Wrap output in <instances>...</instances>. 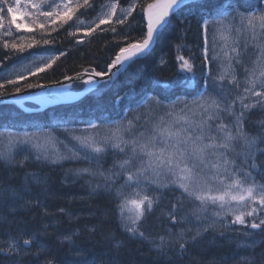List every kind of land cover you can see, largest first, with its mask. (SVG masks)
<instances>
[{"label":"snow or ice","instance_id":"obj_1","mask_svg":"<svg viewBox=\"0 0 264 264\" xmlns=\"http://www.w3.org/2000/svg\"><path fill=\"white\" fill-rule=\"evenodd\" d=\"M126 3L127 6L122 7L118 0H109L106 4H94L92 0H31L24 7L34 11H22L21 0H0V29H4L3 35L12 36L13 25L16 30L22 28L17 15H31L34 17L33 26L43 33L45 23H37V19L42 18L52 25L61 22L59 26H62L81 8L85 13L99 8L98 22L95 27L90 26V31H95L100 25L111 23L114 17L117 24H124L136 9L134 0H126ZM207 4L208 0H154L148 3L146 8H141L147 18L143 38L120 47L106 69L91 72L85 69L84 74H77V79L87 85H99L101 81L97 78L107 76L109 79L104 81L103 87H108L112 75L122 68L127 70L125 66L131 67L136 60L150 53L163 29L172 24L173 17L179 19L181 26H190L192 19L199 15L206 64L209 62L208 31L212 27L211 61L216 64L217 74L209 71L203 85L198 82L200 90L193 99H181L175 91L184 90L194 75L190 59L178 55L182 77L169 82L155 81L154 87L175 95L179 108L175 102L162 105L164 114L153 118L150 123L142 122L139 116L106 126L90 122V129H104L100 136L89 134L88 129L81 134L64 129L67 142L53 134L41 143L37 137L26 133L23 137L13 138L6 150H0V161L6 163L15 162L17 146L30 147L35 151L37 161L50 165L85 162L88 166L68 168L64 175L66 180L70 176L80 178L87 175L92 193L107 194L112 198L114 207L105 215L115 219L119 234L110 233L107 237L111 255H118L120 249L130 242L145 240L161 254H166L172 247H178L183 253L189 244L204 238L205 233L218 232L224 237L227 231L244 237V241L237 243V248H250L256 241L248 242V238L255 233L246 229L264 231V159H261L264 158V120L254 130L245 127L248 111L257 106L264 111V8L253 9L248 0H217L214 9L206 11ZM5 20L8 21L7 28ZM111 30L115 32L114 27ZM217 38L221 42L219 48ZM18 40L4 41L3 47L24 52L26 48L41 43L34 36H22ZM42 42L49 44L51 41L43 39ZM244 56L249 57V66L243 65ZM55 59L58 57L29 69L27 73L21 72L15 78L12 75L5 77V82L0 83V96L21 94L20 81L50 68ZM236 66H243L246 86L243 95L232 99L224 82L237 84ZM8 86H11V92ZM38 86L28 83L24 87ZM118 99L126 105L138 102L132 91ZM237 100L239 108L236 107ZM153 102L162 104L155 98ZM109 154L118 158L113 160L111 168L104 169L103 162ZM32 185L44 190L47 178L39 173H26L19 185L0 181V224L7 223L9 217H15L22 209L41 206L38 194L32 192ZM28 195L33 199H26ZM164 217L167 223L161 227L165 234L158 237L146 235V225ZM103 223H111V220L101 221V225ZM233 225L243 228L236 229ZM44 227L45 233L35 230L12 235L9 232L6 244L0 247V256L14 258L13 264H22L23 257L28 255L47 256L49 250L40 240L41 235L46 234L47 226ZM96 230L103 229L96 226L91 229ZM73 235L79 234L65 235L63 240L74 245L76 255L91 256L86 247L75 244ZM46 264L50 262L46 261ZM85 264H97V261L92 258ZM108 264L118 262L111 260ZM236 264H254V259L241 257Z\"/></svg>","mask_w":264,"mask_h":264},{"label":"trees","instance_id":"obj_2","mask_svg":"<svg viewBox=\"0 0 264 264\" xmlns=\"http://www.w3.org/2000/svg\"><path fill=\"white\" fill-rule=\"evenodd\" d=\"M109 0H92L94 4L106 3ZM117 2V0H114ZM82 2V0H81ZM119 4L126 6V0H118ZM154 0H139L136 9L131 17H128L124 24L110 23L107 27L94 31L92 37L87 40L84 45L77 46V34L73 32L76 22L84 19L92 18L98 11L89 10L85 13V9L81 8L75 12L72 20L59 26L49 25L45 27V31L41 33L39 28L20 29L16 30L12 26V36L3 35L4 29H0V70L7 68L17 62L22 56L28 53H56L59 58L52 64V66L43 72L32 75L20 83L24 86L28 83H44L52 84L77 75L78 73L85 72L87 69L91 72L102 71L107 68L110 61L118 54L119 48L127 46L128 43L141 40L146 33V20L145 13L141 10L142 7L146 8L148 3ZM217 0H208L206 11H212L216 5ZM248 4L253 9L263 7V0H248ZM84 13V15H81ZM199 15L192 19L190 26H181L179 19L173 17L172 24L164 28L156 41L154 48L145 57L136 60L131 67H126L127 70L121 69L115 76L108 87H103L104 82L99 84L91 93L87 94L81 101L68 108H58L55 113L66 112L71 124H79L81 122H89L91 120H101L104 115H108L109 119L120 117L127 106L123 102L117 104L118 97L134 91L137 101H141L149 94L158 95L165 101H170L176 98L171 93H166L160 87H154L155 81H175L182 77L179 69L178 55H183L185 58L190 59L194 65V75L192 76L191 83L184 90L176 89L175 91L180 96L187 95L190 97L195 96L199 91V85H203L206 78V63L202 62L203 49L205 47L203 38V29L198 23ZM5 28L8 26V21H4ZM115 28V32L111 29ZM190 27V30H186ZM55 28V30H53ZM32 37L41 41L39 44H34L32 48H26L24 52H18L11 48H4V41L9 43L13 39L19 37ZM48 39L49 44H43L42 40ZM177 45H180L179 50ZM201 60V61H199ZM83 87L81 84H74L73 89ZM9 92L11 87L8 86ZM1 97V96H0ZM131 105V104H130ZM13 107V106H12ZM11 108L9 105L0 106V127L11 126L14 128L24 127L22 123L15 120L14 117L19 114L25 115L21 110ZM253 113L252 115H255ZM37 124L42 127L51 125V118L49 115L43 113L35 114ZM23 116L17 117V120H22ZM247 128L250 126L247 124ZM41 166V165H40ZM43 167V165L41 166ZM43 170L50 171L47 167ZM23 170L10 169L8 166L0 162V181L9 184H19L22 180ZM54 198L51 202L55 201L59 207L61 214L60 226L52 233L42 234L40 240L43 245L49 250L47 256L41 254L39 258L34 255L23 257L22 264H85L86 261L95 258L97 264H108L109 261L115 260L118 264H200V262L209 260L208 257L204 258L209 252L211 257H214L216 264H236L237 261L247 254L243 252L237 245H235L237 238L240 236L235 233L225 234L224 237L219 236L217 233L209 232L204 238L200 239L197 243L187 246L186 252L180 250L170 251L163 254L158 258L149 249L143 241H133L128 243L127 247H122L118 255H111L108 253L110 248V241L107 239L110 233L119 234L116 221L110 216H106L113 207V200L110 196H97L91 198L85 204H81L76 199L70 187L64 186L60 180H56L52 187ZM49 204V202H47ZM47 204V205H48ZM79 206H86L90 208L89 217H81L73 224L69 225V220L66 219L65 211L68 209L78 210ZM52 207V206H51ZM40 207L35 206L33 210L25 212L20 210L16 213L15 217H9L7 223L0 224V247H3L8 240V233L17 235L19 232H31L35 230L41 231L37 224H35V217L40 216ZM93 215V216H92ZM111 220V223H103L101 221ZM77 225L80 236L75 238V244L81 247H86L92 255H81L82 260H78L73 252L74 246L63 244L59 240L58 235L69 230L70 227ZM67 226H69L67 228ZM93 226H96V231H91ZM215 236V238H213ZM234 244V245H233ZM201 246V247H200ZM264 249V234L263 241L253 251L256 256L253 257L254 264H264L262 260V253L257 249ZM36 251L35 248L32 249ZM251 253V252H250ZM174 255V256H172ZM113 257V258H112ZM152 257H156L154 259ZM14 258L0 256V261L3 264H13Z\"/></svg>","mask_w":264,"mask_h":264},{"label":"rangeland","instance_id":"obj_3","mask_svg":"<svg viewBox=\"0 0 264 264\" xmlns=\"http://www.w3.org/2000/svg\"><path fill=\"white\" fill-rule=\"evenodd\" d=\"M31 2V0H21V10L22 11H34V10H27L24 6L29 4ZM135 3H137V0H134ZM264 8V7H263ZM100 14V10L98 11L97 15L90 19V20H81L78 22V24L75 27V31L79 34V39H78V43L79 44H84L92 35V33L94 31H90V26L91 27H95V22H98V15ZM117 15H120V9L118 8L117 10ZM34 19L33 16L31 15H17V22L18 23H22V28L21 29H26V28H37L34 27L32 24V20ZM111 22H116V18L114 17L113 20ZM37 23H45V26L50 25V22H45L42 18L41 19H37ZM26 25V27H25ZM108 24H103L100 25L99 28L96 29H100L103 28L105 26H107ZM208 37H209V42L207 47L209 48V71L212 72L213 75L217 74V67L216 64L214 62L211 61V56H212V47H213V31H212V27H209V31H208ZM220 41L217 38V48H219L220 46ZM53 57H58L56 53H52V54H29L24 56L20 61H18L15 65H13L12 67H9L7 69L4 70H0V83L5 82V77L12 75L13 78H15V75L20 74L21 72L23 73H27L29 71V69H34L36 66L42 65L48 61H50ZM56 60V59H55ZM243 65L244 66H249L250 65V60L248 56H244L243 57ZM46 69V68H45ZM236 75H237V84H233V85H229L227 83V81H225V86L230 90V92L232 93V99H236V97L243 95V88L246 86L244 84V78H245V73H244V68L243 66H236ZM38 73V72H36ZM30 76V75H28ZM27 76V77H28ZM257 90H261V89H257ZM51 95V99H48L46 97H48V94H44V95H40L38 98L39 104L42 106H47L51 103L57 102V100H66L68 98H72L73 95L70 93L69 91V87L68 86H62L57 88L56 90L52 91ZM153 98L160 100L158 97L153 96L150 98V96H148L144 101H142L141 103H136L134 105H132L129 109L125 110L124 115L121 116V118L114 120V121H109L107 119L101 121V120H97L95 122L91 121L92 123H96L97 125H111L114 124L116 121H127V120H133L135 117L139 116L140 120L142 122L147 121V122H151L153 118L158 117L159 115L164 114L165 109L162 105H170L172 103H177V108L180 107L179 103L177 102V100H174L172 102H162V104H155L153 102ZM181 99H187V100H191V98H185V97H181ZM193 99V98H192ZM251 99V98H250ZM121 101V100H120ZM246 103L249 102V100L245 101ZM236 107L239 108L240 104L239 101L237 100L236 103ZM257 112L258 116H259V121L258 123H260L262 120H264V111H261L259 109V106H257L256 108L251 109L250 111H248L247 115H248V120L250 118V116L252 115V113ZM63 119L64 121L62 123H60V125H54L51 126L49 128H44V127H40V128H31V127H27L24 130L21 131H17V130H12L8 127H5L3 129H0V150H6L9 146V142L15 138V137H23L24 134H29L31 136H35L37 137L41 143L44 142V138L51 136L54 134L55 137H57L59 140L62 141H66L68 140V136L67 133H65L64 129H68L70 132H73L75 134H81L85 129H88V133L89 134H96L97 136L103 135L104 129L103 128H99V129H90L89 128V123L83 124L84 122H81V125H72L69 126L67 124H70V120L67 118L65 121L64 117H59L56 118L55 121L58 123V120ZM245 127H246V123H245ZM118 157H114L113 155L109 154L106 159L103 162V167L104 169H108L112 167V163L113 160L116 159ZM264 159V158H261ZM4 162V161H1ZM6 163V162H4ZM8 166L10 167H23L24 169L26 168L27 165L30 164H40L43 165V167H47L50 169V171H44L43 169H34L32 167L30 168H26L28 170V173H39L42 176L47 178V185L46 188L44 190H42L40 188V186L38 185H32V192L38 194V199L40 200L41 206L40 207V216H36L35 217V224H37V227L43 231L45 233V225L47 226L46 228V233H52L56 230V228L58 226H60V218H59V214H61V211L59 209V207H57L55 201L51 202V199L54 198L53 195V184H54V179L55 180H60V183L64 186L70 187V190H72L74 195H77L78 198H80L81 202L83 204H85L86 202L90 201L91 198L93 197H97V196H108L107 194L101 195L98 193H92L91 192V188L89 186V177L87 175L80 177V178H75V177H68L67 180L65 178L64 172L66 169L68 168H81V167H86L88 166L85 162L83 161H72V162H65L62 166L60 165H50L44 162H40L37 161L35 159V151L33 149H31L30 147L27 148H20L17 146L16 150H15V162L14 163H6ZM94 167V165H93ZM255 175V173H254ZM257 179L259 180V177H257ZM93 182H101L102 181H93ZM22 183V180L19 184ZM5 184H9V183H5ZM19 184H12V185H19ZM171 195V194H169ZM26 199L32 200L33 196L32 195H28L26 196ZM49 202V204L47 203ZM48 204V205H47ZM52 206V207H51ZM34 207L32 208H25L22 209L25 212H29L31 210H33ZM78 208V210H73V209H68L65 211V216L66 219L69 220V225L73 224V222H75V220L81 218L82 216L85 218H88L89 212H90V208L89 207H84V206H79L76 207ZM45 212L47 214H45ZM157 215H159V212L157 213ZM93 216V215H92ZM246 219L250 220L251 218L246 217ZM167 220L166 217L161 218L160 220H152L149 222L148 225H146L147 227V232L146 235H150L151 237H158L159 235H164V228L161 227L162 224H166ZM62 225V224H61ZM195 225H193L194 227ZM69 226H67L68 228ZM233 228L236 229H242L243 226L240 225H233ZM76 229L73 230V227H70L69 230L65 231L64 233H61L60 235H58L57 237H59V240L61 241V243L63 244H69L70 246H74L73 244H71L68 241H64L63 237L65 235H72L73 233H78L80 236L81 233L78 231L77 229V225H75ZM173 231H177V229H173ZM246 231H251L253 233H255L254 236L249 237L248 238V242H250L252 239H254L256 241V243L254 245H252L250 248H239L242 249L246 252H251V250H253V248H255V246H258V244L263 241V234L264 231H261L259 229L257 230H251V229H246ZM232 232V231H231ZM236 233V232H234ZM207 233H205L206 235ZM204 235V236H205ZM78 236L73 235V241L75 242V238H77ZM240 241H244V237L241 236L239 238V240L234 241L235 245H237L238 242ZM145 244H149L150 247L152 248V250H156L158 252H160L159 249L153 247L152 244H150L147 240L144 241ZM190 245V244H189ZM178 247H172L171 249H169L167 251V253H169L170 251L173 250H178ZM161 253V252H160Z\"/></svg>","mask_w":264,"mask_h":264},{"label":"bare ground","instance_id":"obj_4","mask_svg":"<svg viewBox=\"0 0 264 264\" xmlns=\"http://www.w3.org/2000/svg\"><path fill=\"white\" fill-rule=\"evenodd\" d=\"M147 18H146V14H145V20H146ZM51 25V24H50ZM47 26H49V25H47ZM46 27V26H45ZM103 28H105V27H103ZM103 28H100V29H103ZM100 29H96V30H100ZM92 37V36H91ZM90 37V38H91ZM89 38V39H90ZM76 44H77V46H80V45H84V44H79L77 41H76ZM199 61H201V60H199ZM204 61V57H203V59H202V62ZM18 62V61H17ZM17 62H15L14 64H12L11 66H9V67H12L13 65H15ZM34 84H38V83H34ZM11 87V86H10ZM23 88V87H22ZM26 87H24L23 88V91H22V93L23 92H25L26 91ZM258 121H259V116H258V114H255V115H251L250 116V118H249V120H247L246 121V124H248L249 126H250V129H252V130H254V129H256L259 125H260V123H258ZM1 162V161H0ZM2 163V162H1ZM3 164H5V163H3ZM6 166H8L7 164H5ZM42 166V165H41ZM40 166V164H30V165H27L26 166V168L28 169V168H30V167H32V168H34V169H43L44 167H41ZM8 168H10V169H17V168H19V169H21V170H23V172H22V178L26 175V173H28V170L25 168H23V167H10V166H8ZM54 181H56L55 179H54ZM76 196V199L78 200V202L79 203H81L82 204V202H81V200H80V198H78V196L77 195H75ZM233 234V235H235V233L234 232H231V231H227L225 234ZM199 241V240H198ZM197 241V242H198ZM197 242H195V243H197ZM195 243H193V244H195ZM262 243V241L258 244V245H260ZM146 245L149 247V249L154 253V255L155 256H157L158 258H160V257H162V255L163 254H161L160 252H158V251H156V250H152V248L150 247V245L149 244H147L146 243ZM234 245V244H233ZM201 247V246H200ZM255 248H257V246H255ZM260 253H262V260H263V262H264V249L263 248H258L257 249ZM74 252V251H73ZM254 251H251V253L250 252H248L246 255L248 256V257H250V258H253L254 256H256L255 255V253H253ZM74 255L75 256H73V257H76V258H78V260L80 261V260H82L83 258L81 257V255H76L75 253H74ZM172 256H174V255H172ZM206 257H208L209 258V260H207V261H201L200 262V264H216V262H215V260H214V257H211V253L209 252L204 258H206ZM113 258V257H112ZM152 258H154V259H157L156 257H152Z\"/></svg>","mask_w":264,"mask_h":264},{"label":"water","instance_id":"obj_5","mask_svg":"<svg viewBox=\"0 0 264 264\" xmlns=\"http://www.w3.org/2000/svg\"><path fill=\"white\" fill-rule=\"evenodd\" d=\"M153 46H154V44H153ZM113 71H115V70H113ZM82 74H84V73H82ZM72 78L73 79H71V80L65 79V80L61 81L60 83L52 84V85H49V86L40 85L38 87H34V88H31V89H27L25 92H23V93H21L19 95H15V96L8 95V96H5V97H1L0 98V104L1 103H14V104H17V105L23 107L24 106L23 105V102L20 101L22 97L29 96V95H32V94H37V93H40L42 91H48L50 89H55L58 86L63 85V84H71L73 82L80 81L79 79H77V75L74 76V77H72ZM85 79H87V75H85ZM97 79H100V81H103V80H108L109 78L106 76L104 78H97ZM111 79H113V75L111 76ZM94 87H95V83H93L91 85H87L86 86V89L80 95H78L77 98L81 97L83 94L88 93ZM73 100H69L67 102H72ZM27 110H29V109H27Z\"/></svg>","mask_w":264,"mask_h":264}]
</instances>
